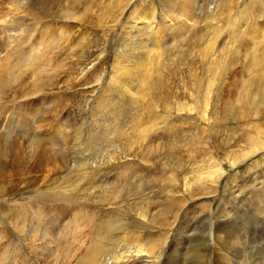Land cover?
Here are the masks:
<instances>
[{"label": "rangeland", "instance_id": "obj_1", "mask_svg": "<svg viewBox=\"0 0 264 264\" xmlns=\"http://www.w3.org/2000/svg\"><path fill=\"white\" fill-rule=\"evenodd\" d=\"M226 263L264 264V0H0V264Z\"/></svg>", "mask_w": 264, "mask_h": 264}, {"label": "bare ground", "instance_id": "obj_2", "mask_svg": "<svg viewBox=\"0 0 264 264\" xmlns=\"http://www.w3.org/2000/svg\"><path fill=\"white\" fill-rule=\"evenodd\" d=\"M148 5V4H147ZM176 6V5H175ZM177 12V11H176ZM181 12V11H180ZM149 13V12H148ZM144 14H145V18H147L148 19V17H147V12H146V10H145V12H144ZM186 15V14H185ZM186 17V16H185ZM177 18V17H176ZM184 19V18H183ZM176 20V19H175ZM179 20V19H178ZM191 20V19H190ZM181 21V20H180ZM186 21V20H185ZM168 24V23H167ZM178 24V23H177ZM184 24V23H183ZM176 25V24H175ZM154 26V25H153ZM170 26V25H169ZM181 26V25H180ZM155 27V26H154ZM152 28V27H151ZM168 28V27H167ZM154 29V28H153ZM155 30V29H154ZM159 30H161V29H157L156 30V32L157 31H159ZM158 39V36H154V39ZM148 41V40H147ZM143 42H145V40L143 39ZM153 43H156L154 40H153ZM152 43V45H157V44H153ZM144 44V43H143ZM114 50V49H113ZM104 77V76H103ZM263 148V147H262ZM249 154H251V153H248V154H246L245 155V157H248L249 156ZM260 154V153H259ZM253 161V160H252ZM242 162H244V159H242V160H240L238 163H242ZM255 162V161H254ZM237 163V164H238ZM224 174H226V176H228L227 174H229V170L228 169H226V167H220V168H218L217 169V172H216V175H214L210 180H209V182H208V190H207V192L208 193H210V191H212V192H221L222 190V187H223V184L224 183H221V181H220V178H221V176H223ZM221 190V191H220ZM204 196V195H203ZM206 200H208V198H206ZM210 203H208L207 201L205 202V203H202L201 204V207H203V206H208ZM213 204V203H212ZM212 207V206H211ZM215 212V211H214ZM229 215V214H228ZM224 223H226V222H224ZM213 226H215V225H213ZM218 226V225H217ZM220 226V225H219ZM221 227V226H220ZM219 227V228H220ZM215 229V228H214ZM221 232H223V228L221 227V231H220V233ZM225 232L227 233V231H225V228H224V234H225ZM214 233V232H213ZM214 235V234H213ZM219 235V234H218ZM243 238V240H244V237H242ZM241 238V239H242ZM217 239H224V240H220V242H219V244L221 245V247H222V249L224 250V249H226L225 248V245H228V244H231V241H232V243L234 244V243H237V241H239V240H241V239H239V240H237L238 238H234V240H233V237H231L230 235H228V234H226V236H221V234H220V236H218L217 237ZM242 240V241H243ZM213 241V240H212ZM246 244V243H245ZM205 246V245H204ZM231 246V245H230ZM232 246H234V245H232ZM216 250H218V248H217V243H216ZM204 248V247H203ZM202 248V249H203ZM229 248V247H228ZM227 248V249H228ZM232 248V247H231ZM201 250V249H200ZM125 251H128V256L129 257H132V256H135V258L137 259V258H139L140 260H143V261H145V262H155V263H157V260L156 259H159L160 258V256H154L153 254L152 255H147L146 253H143V251H142V249L141 248H137V247H133V248H129V249H126ZM236 251V250H235ZM148 253H150L151 254V252H153V251H147ZM194 252V251H193ZM199 252H202V251H198V253L195 255V257L196 256H198V254H200ZM228 252V251H227ZM237 252H240V248L237 250ZM229 254V253H228ZM154 256V257H153ZM225 256H226V254H225ZM215 257V256H214ZM220 258V257H219ZM221 258H223V254H221ZM230 258V257H229ZM240 258V257H239ZM230 260V259H229ZM116 261H118V260H116ZM158 262H159V260H158ZM203 262V261H202ZM115 263V262H114ZM166 263V262H165ZM195 263H197V262H195ZM206 263V262H205ZM220 263V262H219ZM227 264V263H226Z\"/></svg>", "mask_w": 264, "mask_h": 264}]
</instances>
